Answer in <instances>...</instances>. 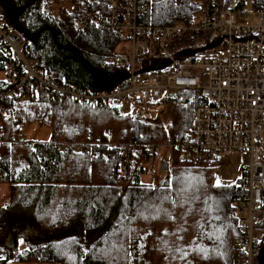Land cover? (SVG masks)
I'll list each match as a JSON object with an SVG mask.
<instances>
[{
    "label": "trees",
    "instance_id": "trees-1",
    "mask_svg": "<svg viewBox=\"0 0 264 264\" xmlns=\"http://www.w3.org/2000/svg\"><path fill=\"white\" fill-rule=\"evenodd\" d=\"M206 3L137 0L143 11L136 21L189 26ZM106 13V0H0V29L14 30L22 55L57 84L98 94L128 78V67L116 62L126 38L108 27ZM10 59L0 40V183L8 184L0 206V264H238L239 181L214 184L215 162H178L175 151L160 173V153L151 150L186 136L202 101L197 91L165 98L166 111L149 121L110 105L71 102L28 79L15 88L5 79ZM160 61L151 59L148 70ZM33 123L49 128L48 140L25 138ZM18 133L24 140L11 142ZM122 141L137 146L117 172L115 148ZM227 170L223 163L214 175L227 178ZM150 172L158 176L140 180ZM262 197L264 210V187ZM254 227L260 238L252 242L251 264H263L264 217ZM19 242L24 247L13 253L11 244Z\"/></svg>",
    "mask_w": 264,
    "mask_h": 264
},
{
    "label": "built area",
    "instance_id": "built-area-1",
    "mask_svg": "<svg viewBox=\"0 0 264 264\" xmlns=\"http://www.w3.org/2000/svg\"><path fill=\"white\" fill-rule=\"evenodd\" d=\"M106 5L104 21L126 38L127 48L116 58L128 67L125 86L96 94L57 84L22 55V40L10 28L0 29V40L11 53L6 81L18 88L23 80H32L71 102L110 105L149 121L166 111L165 98L181 90L197 91L202 101L190 114L186 136L167 138L151 150L158 148L157 168L162 172L168 170L174 151L178 162H215L213 183L227 181L230 177L216 180L214 173L223 163L231 166L243 192L234 203L242 236L234 252L241 254L238 264H251L252 242L260 238L254 226L264 217V4L207 0L189 26L178 21L139 24L143 8L137 7V0H106ZM155 57L164 62L149 71ZM17 72L22 78L17 79ZM0 115H5L1 106ZM23 140L22 133L10 137L11 142ZM136 146V141L116 144L117 172L129 164Z\"/></svg>",
    "mask_w": 264,
    "mask_h": 264
},
{
    "label": "rangeland",
    "instance_id": "rangeland-1",
    "mask_svg": "<svg viewBox=\"0 0 264 264\" xmlns=\"http://www.w3.org/2000/svg\"><path fill=\"white\" fill-rule=\"evenodd\" d=\"M59 3L64 2V0H58ZM124 44V43H123ZM125 48H127V43H125L124 46V50ZM119 52H123L122 50H120ZM4 74L3 72L0 73V77L3 78ZM127 112V111H126ZM24 136L27 140L30 141H46L49 139V128L43 126V125H37L35 123L30 124L26 127V129L24 130ZM237 167V163L236 161H234L233 163V168L234 172L236 170ZM231 170H227L226 174L229 173L228 177L235 178L237 176L236 173L230 172ZM158 172L162 173V171L158 170ZM158 176L157 172H154L153 174L150 172L149 174H143L140 177L141 181H148L151 182L152 180H154V178H156ZM222 184H228L224 182H221ZM217 184V183H214ZM7 189H8V184L6 183H0V206H2L6 201H7ZM262 234V231H261ZM24 247L23 244H21L20 242L18 243L17 246L13 244H11V251L14 253L16 251L21 250ZM235 254V252H234ZM264 257V255H263ZM10 264H56V263H44V262H16V261H11ZM264 264V263H263Z\"/></svg>",
    "mask_w": 264,
    "mask_h": 264
},
{
    "label": "crops",
    "instance_id": "crops-1",
    "mask_svg": "<svg viewBox=\"0 0 264 264\" xmlns=\"http://www.w3.org/2000/svg\"><path fill=\"white\" fill-rule=\"evenodd\" d=\"M235 161V160H234ZM234 161H233V163H234ZM230 166V165H229ZM230 168H231V166H230ZM235 169V168H234ZM220 175V173H218V176ZM218 176H216L215 177V179L216 180H219L220 178L218 177ZM236 178V177H235ZM235 178H232L231 179V177L227 180V181H225V183H228V184H230V183H232L234 180H235ZM217 184H222V183H217Z\"/></svg>",
    "mask_w": 264,
    "mask_h": 264
},
{
    "label": "bare ground",
    "instance_id": "bare-ground-1",
    "mask_svg": "<svg viewBox=\"0 0 264 264\" xmlns=\"http://www.w3.org/2000/svg\"><path fill=\"white\" fill-rule=\"evenodd\" d=\"M215 176V175H214Z\"/></svg>",
    "mask_w": 264,
    "mask_h": 264
}]
</instances>
